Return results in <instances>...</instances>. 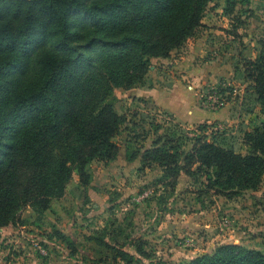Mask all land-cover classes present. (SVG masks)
Here are the masks:
<instances>
[{
	"label": "trees",
	"instance_id": "1",
	"mask_svg": "<svg viewBox=\"0 0 264 264\" xmlns=\"http://www.w3.org/2000/svg\"><path fill=\"white\" fill-rule=\"evenodd\" d=\"M209 1L0 0V228L16 222L25 206L48 209L74 169L88 186L86 165L115 159L114 138L126 118L108 100L113 88L142 86L153 59L168 58L203 26ZM237 1L247 0H225L227 14ZM260 45L242 68L245 90L264 114V40ZM208 129L197 125L200 135L187 151L179 137L158 136L142 161L163 169L172 187L183 171L202 176L204 191L215 195L257 191L264 122L243 133L246 154L219 144ZM183 264H264V251L225 243Z\"/></svg>",
	"mask_w": 264,
	"mask_h": 264
},
{
	"label": "rangeland",
	"instance_id": "2",
	"mask_svg": "<svg viewBox=\"0 0 264 264\" xmlns=\"http://www.w3.org/2000/svg\"><path fill=\"white\" fill-rule=\"evenodd\" d=\"M224 8L225 0H210L203 26L168 58L153 59L138 86L162 90L176 83L200 122H182L134 90L114 87L108 100L126 118L114 138L115 159L90 161L88 186L74 169L48 209L25 206L16 222L0 228V264H127L118 251L133 255L137 264H183L225 243L264 251V177L261 194L247 190L227 198L205 192L202 176L183 171L172 187L163 169L142 161L143 151L162 135L179 137L187 151L200 135L199 123L218 134L219 144L248 152L243 133L264 122V114L245 90L242 61L260 52L264 0L237 1L231 14ZM194 39H201L202 51L193 50ZM192 65L200 69L194 78L181 71ZM211 70L221 74L211 78ZM136 245L148 256L139 255Z\"/></svg>",
	"mask_w": 264,
	"mask_h": 264
},
{
	"label": "crops",
	"instance_id": "3",
	"mask_svg": "<svg viewBox=\"0 0 264 264\" xmlns=\"http://www.w3.org/2000/svg\"><path fill=\"white\" fill-rule=\"evenodd\" d=\"M195 40V39H194ZM202 43H201V39L195 40L193 43V50H198V51H202ZM200 69L195 70L194 66L192 65V67H182V72H184L187 76H193L195 75V73H197V75H199V71ZM210 76L211 78H216L217 74H221V73H217V71L211 70L210 71ZM191 76V77H192ZM194 78V76L192 77ZM186 88V87H184ZM134 92L136 93L137 97L143 99V100H151L154 101L156 105L160 106L161 108H163L164 110H166L167 112L174 114V116H176L178 118V120L182 121V122H187V123H196V122H200L198 121L200 114L198 113V111L194 110V113L191 110H187V94L181 89L179 88V86L175 83L174 85H172L170 88L164 87L162 90H156V89H142V88H135L132 87L130 89L124 90L126 92ZM172 101V105H168V102ZM189 106V103H188ZM252 193H257V194H261V192L259 191H253ZM261 201H263V199H260Z\"/></svg>",
	"mask_w": 264,
	"mask_h": 264
},
{
	"label": "built area",
	"instance_id": "4",
	"mask_svg": "<svg viewBox=\"0 0 264 264\" xmlns=\"http://www.w3.org/2000/svg\"><path fill=\"white\" fill-rule=\"evenodd\" d=\"M41 253H43V254H46V252H45V251H43V250H41Z\"/></svg>",
	"mask_w": 264,
	"mask_h": 264
}]
</instances>
